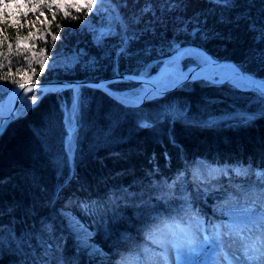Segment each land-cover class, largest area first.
Listing matches in <instances>:
<instances>
[{"label":"trees","instance_id":"16d2710c","mask_svg":"<svg viewBox=\"0 0 264 264\" xmlns=\"http://www.w3.org/2000/svg\"><path fill=\"white\" fill-rule=\"evenodd\" d=\"M113 1L127 4L119 8L125 19L140 15L146 3L153 6L139 24L132 25L138 38L129 41L127 54L117 49L115 37L106 38L104 46L110 47L106 66L102 63L93 70L79 64L68 74H50L48 79L99 80L130 74L140 65L172 56L171 43L180 38L185 40L181 46L196 43L184 48H200L264 77V0H231V7L209 0ZM172 3L181 6L171 8ZM68 13H47V38L57 36L56 46L69 53L82 50L101 57L100 47L83 27L88 15L84 10ZM196 27L204 38L186 36ZM0 28L11 43L31 31L9 24ZM13 72L10 66L0 69V82L8 85ZM118 85L112 87L119 90ZM253 98L252 92L230 83L200 81L133 109L101 90L82 87L77 114L81 129L71 169L65 150L66 108L62 107L63 101L72 102V95H46L0 139V264H43L45 260L116 264L123 251L144 244L157 222L198 207L179 177L187 167L194 168L197 158L226 165L232 175L226 184L228 179L220 178L223 186L208 193L206 203L239 197L263 205L264 180L259 175L264 176V98L258 103ZM164 105L177 107L191 120H176L172 125L159 122L156 115L155 124L144 127V109L150 108L145 115L150 118L155 107ZM236 112L252 117L220 124L201 122ZM236 171L247 173L242 177ZM64 213L92 232V242L101 253L96 252L91 261L77 250L62 220Z\"/></svg>","mask_w":264,"mask_h":264},{"label":"rangeland","instance_id":"374dc122","mask_svg":"<svg viewBox=\"0 0 264 264\" xmlns=\"http://www.w3.org/2000/svg\"><path fill=\"white\" fill-rule=\"evenodd\" d=\"M76 2L77 0H0V27L4 24H9L14 29H26L27 31L31 30L30 33L17 39V41L13 43L6 41L0 31V69L3 70L4 67L10 66L12 71H14V75L10 77L11 79L9 80L8 85H6L7 83L5 82H0V116L3 109H9V111L12 110L10 94L14 89L19 88V83L27 85L46 81H64L58 78L48 79V77H50V74H68L79 64L93 70L99 69V65L102 63L105 65L110 54V47L104 46L105 39L101 44H98L94 41V37L99 30L107 26L108 21L106 19V12L102 11L100 14H96L93 11L92 13H89L88 18L83 24V27L91 33L94 43L98 45L102 51L101 57L99 58L89 56L82 50L69 53L64 49H59L52 39L50 40L47 38L49 33V22L46 19V16L48 15L47 13H54L58 10L65 13L75 10L71 7V5ZM112 3L117 4L113 0ZM60 5H63V7H60ZM104 7L110 8V5L105 4ZM117 31H119V29H117ZM189 35L193 39L204 38L200 29L197 27L192 32L186 33V36ZM112 37L117 39V43L119 44L117 49L120 50L122 43L120 35H114L107 38ZM183 41L185 40L182 38L174 42L172 41L171 45L174 47V50L172 51H175L172 56L165 58L162 57L159 61H152L147 64L145 63L138 66L135 69V72L129 73L131 75L151 76L155 74L164 64L173 66L180 71H186L208 63V59L205 55L197 49H193L190 46L184 48L186 45H196L195 42H188L181 46L180 43ZM179 52H183V54H181L180 57H177ZM120 54L121 53H119V56L121 58ZM216 59L218 61H224L219 58ZM119 75L124 74H118L114 77ZM14 81L17 83H14ZM200 81L216 85L230 83L244 92H252L254 94L253 101L255 103L263 102L261 97L264 98V95L258 89L253 88L250 83L242 77L233 81H229L227 79L215 80L212 82L207 81L206 79H196L185 83L175 91L186 87L189 88L191 84ZM175 82L176 78L173 75H165L156 86L162 90H170L176 86ZM113 84H119V90L114 89L112 87ZM106 88L107 92L110 91L115 94L122 102L128 105L127 107L133 109L142 108L145 103L161 99L174 92L173 89L165 95L159 94L156 96H149V93L151 92L149 88L143 85L130 83L127 80H115L113 83L108 84ZM49 94L55 93L47 92L45 94L44 92H36L34 95L27 97L15 109L17 114L14 122L19 118L26 116V114L33 109L36 103L40 102L46 95ZM59 94L65 95L66 93L64 94L61 91ZM145 98H147L146 102L142 106L135 108V106H138L139 102ZM33 100L36 102L33 103ZM67 106L69 107L66 108L65 102L63 101L62 108L63 111L66 108L65 121H67V128L69 130V137L67 138L68 140L65 150L68 158L70 159L72 169L74 162L73 156L81 126L77 123L79 107L75 104L74 98L71 103H67ZM169 106L170 105H168V107ZM168 107L165 105L163 107H155L150 118L145 116L146 114L149 115L150 108L144 109V119L141 121L143 126L145 127L146 123L150 124L146 127H150L155 124L152 120H154L156 115L160 119L158 120L159 122H168L171 124L176 120H191L177 107H173L172 109H168ZM250 117H252V115L236 112L230 115L208 118L201 122L203 124H220L225 120L232 121L235 119L239 120L240 118L248 119ZM227 171L228 169L226 165L219 166L217 163L209 164L206 160L204 161L201 158H197L193 169H189L187 167L185 171L181 173L179 177H182L183 181L187 185V191L191 197L195 199L196 203L199 202L197 211L202 209L205 213L203 212L199 214L195 212L188 216L184 215L178 218V224H166L160 228L153 229L146 237V242L141 248L142 251L139 252L137 256L138 260L136 261V264H161L163 261L165 264H229L227 259L231 260L233 255H236L239 252V259L243 260L244 254L250 247L259 248L262 243H264V233H262L259 228L243 227L245 224H250L252 219L258 217L261 213L259 211H262L248 206L249 204H246V201L249 199H240L238 197V199L244 201L242 203H233L232 198L223 201H214L212 204L206 203V195L214 192L216 188H221L223 186V182H221L220 178L226 177L228 179L225 184L231 182L230 178L232 175L225 174ZM246 173L247 171H245L243 175L246 176ZM259 177L264 180V176L262 174L259 175ZM178 179H175L174 182L176 183ZM238 199L234 201H239ZM207 214L210 215L209 218ZM62 220L67 222L66 229L72 235L77 250L79 252H84L89 261L94 259L93 257L96 253L94 249H99L100 251V247L92 242V232L82 226L79 222L75 221L67 213L62 214ZM74 222L78 223L89 234L86 243L77 235L79 230H74ZM233 222L241 224L243 230L240 231L237 229L236 231L228 234L229 230L225 227H221V243H218L217 240L213 238L216 232L215 226L232 225ZM63 226L65 229V225ZM254 233H257L255 240H252L251 238L249 239L248 237H251L250 235ZM205 237H209L208 242H205ZM245 242H247L246 245H244ZM239 249L241 251H239ZM235 260L237 262V259ZM84 264L89 263L86 262ZM116 264H135V260L133 259V255L127 254L123 258L117 260Z\"/></svg>","mask_w":264,"mask_h":264},{"label":"snow or ice","instance_id":"6c2138e0","mask_svg":"<svg viewBox=\"0 0 264 264\" xmlns=\"http://www.w3.org/2000/svg\"><path fill=\"white\" fill-rule=\"evenodd\" d=\"M210 3L220 5L223 7H231V0H209ZM108 4L110 5V8H105L104 5ZM121 6L127 7V4H114L112 3V0H77L76 3H73L71 5L72 8H74L77 12H80L81 10H84V15L87 16L89 13H92L93 11L96 14H100L102 11L107 13V26L99 30L95 37L94 41L98 44H101L104 39L110 36L114 35H120L121 37V48L120 52L126 53V48L128 46V43L132 39L138 38L135 31L132 29V25L139 24L141 16L145 12L153 11V6L150 3H146L144 8L140 10V15L133 14L131 17L125 19V17L120 13L119 8ZM181 5L172 3L169 5L171 8L180 7ZM60 7H63V5H60ZM70 14L68 12H65V16H69ZM72 19H78L76 16H72ZM87 26V25H86ZM59 27V25L57 26ZM119 29V31H117ZM132 31L133 34L131 36L128 35V33ZM57 39V36L53 35L52 40L55 41ZM14 83H17L14 81ZM20 88H25V84L19 83ZM30 90V89H29ZM36 101L33 100V103ZM216 232L214 235V239L217 240L218 243H221L220 237L222 235L220 228L225 227L229 230L228 234L231 232L236 231L239 229L240 231L243 230V227H250V228H259L262 233H264V211H262L258 217L252 219L250 224H245L243 227H241V224L237 222H233L232 225H226V226H215ZM74 230H79L77 232V235L79 238L86 243L87 238L89 234L84 230L78 223H73ZM209 237H205V242H208ZM95 252L99 253V249H94ZM43 264H50L49 261L45 260ZM237 264H264V243L259 248L250 247L247 252L244 254L243 260L237 259Z\"/></svg>","mask_w":264,"mask_h":264},{"label":"bare ground","instance_id":"6f19581e","mask_svg":"<svg viewBox=\"0 0 264 264\" xmlns=\"http://www.w3.org/2000/svg\"><path fill=\"white\" fill-rule=\"evenodd\" d=\"M170 66L165 64L162 66L161 68V72L162 73H168V71H170V74H172L175 78H176V82L175 84H179L181 81L184 80V77L186 74L190 73L191 70H186V71H181V73H178L174 70H170L169 68ZM193 72V71H191ZM191 80H196V79H206L207 81H215V80H229V81H233L237 78H240V74L239 71H237L236 68L234 67H228V66H218V67H214L212 65L207 64L206 67L201 68L195 72L192 73L191 75ZM108 78H104V79H99V80H88V81H103L106 80ZM155 85H157V83H154ZM257 85L258 86H262L264 88V81H257ZM108 86V83H102L97 87H89V86H82V85H75V86H56V87H40V88H34L32 86H29L27 88H25L24 90H22L20 87L16 88L12 91V93L10 94V99L12 102V110L9 111V109H3L2 110V114L0 116V124H3L4 121L10 117V115L13 114V110H15V108H17V106L24 101L27 97L34 95L36 92H44V91H48L50 90V93H59V92H63L64 94H68L71 93L72 97L74 98V102L78 107V96H79V92L81 90L82 87H88L91 89H97V90H101L102 92H105L107 90L106 87ZM151 90V92L149 93V96H156L159 95L160 92L156 91L154 89H152L151 87H147ZM30 89V90H29ZM109 91V90H108ZM73 93V94H72ZM108 96H110L111 98H113L114 100L118 99L120 100L115 94L109 92H105ZM74 95V96H73ZM72 98V99H73ZM67 101V100H66ZM117 101V100H116ZM67 103L69 102H65V106L66 108L69 107L67 106ZM16 114L17 112H15V118H16ZM66 125H67V121H66ZM3 136V135H2ZM1 139V138H0ZM138 243L136 245H134V247H137ZM126 254H128V251H123L119 257L118 260L120 258H123Z\"/></svg>","mask_w":264,"mask_h":264},{"label":"water","instance_id":"95a60500","mask_svg":"<svg viewBox=\"0 0 264 264\" xmlns=\"http://www.w3.org/2000/svg\"><path fill=\"white\" fill-rule=\"evenodd\" d=\"M201 51L208 59V63L209 65H212L214 67H218V66H228V67H234L237 69V71H239L240 76L247 80L250 85L253 88L258 89L263 95H264V88L262 86H258L257 85V81H264V77H258L256 75H253L247 71H245L244 69H242L238 64H236L233 61H218L216 58L212 57L211 55L207 54L204 50H199ZM183 52H179L177 54V57H180L181 54ZM207 64L202 65V66H197L195 68H193L191 71L195 72L201 68H204L207 66ZM170 70H174L178 73H181L180 70L176 69L173 66L169 67ZM186 74L184 77V80L181 81L179 84H177L176 86H174L172 89L170 90H162L160 88H158L154 83L159 82L160 80L163 79V77L166 74L172 75L170 74V71H168V73L166 72L165 74L161 72V69L155 74V75H151V76H139V75H128V74H124V75H119L116 77H112V78H108L106 80L103 81H88V80H64V81H46V82H38V83H33V84H27L25 85V88L32 86L34 88H40V87H56V86H75V85H82V86H89V87H97L102 83H113L115 80H127L130 83L133 84H139V85H143L145 87H151L152 89L159 91L161 95H165L167 93H169V91L173 90H177L179 87L183 86L185 83H188L191 80V75L193 72H191ZM211 82V81H210ZM25 88H21L22 90H24ZM47 92H51L50 90H48ZM46 91H44V93H47ZM118 102L126 105L124 102H122L121 100L116 99ZM147 98L143 99L142 101L139 102L138 106H135V108H138L140 106H142L145 102H146ZM128 106V105H126ZM16 109V108H15ZM15 110H13V114L10 115V117H8L3 124L0 125V138L2 136V134L5 132V130L7 129V127L14 122V120L16 119L15 116ZM150 124L146 123L145 126H149Z\"/></svg>","mask_w":264,"mask_h":264}]
</instances>
